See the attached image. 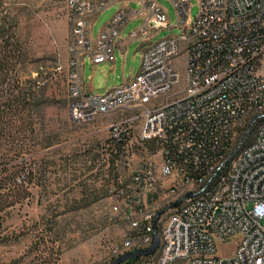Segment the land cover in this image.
<instances>
[{
  "label": "built area",
  "instance_id": "built-area-1",
  "mask_svg": "<svg viewBox=\"0 0 264 264\" xmlns=\"http://www.w3.org/2000/svg\"><path fill=\"white\" fill-rule=\"evenodd\" d=\"M167 1L175 25L157 0H64L71 120L133 111L111 126L113 136L137 123L141 140L161 144L159 175L171 181L144 200L141 194L154 187L156 172L147 164L134 173L129 208L140 218L130 221L113 255L152 245L156 233L158 248L147 258L158 254L157 264H264V0H196V16L190 0ZM113 5L117 10L92 36L94 21ZM133 20L141 21L128 32L142 42L137 72L92 91L83 80L85 63L112 61ZM176 27L180 33L153 40L160 30ZM210 127L226 128L230 143L202 173L199 150ZM189 154L191 172L180 161ZM187 193L155 220L164 209L157 202L167 207ZM223 244L233 246L231 255L218 253Z\"/></svg>",
  "mask_w": 264,
  "mask_h": 264
},
{
  "label": "rangeland",
  "instance_id": "rangeland-1",
  "mask_svg": "<svg viewBox=\"0 0 264 264\" xmlns=\"http://www.w3.org/2000/svg\"><path fill=\"white\" fill-rule=\"evenodd\" d=\"M0 1V17L14 19L12 34L19 40L10 69L0 73V100L17 85L25 95L14 91L15 96L26 98L16 110L18 122L11 133V146L3 140L0 144V170H7L1 176L12 172L0 192L6 193V186L16 192L15 197L4 196L7 201L0 202V264H108L115 258L114 246L129 231L130 221L140 218L134 212L127 215L134 173L147 164L156 172L154 187L141 194L144 200L155 198L160 186L171 182L159 175L160 147L141 140L137 123L132 124L120 148L110 145L111 126L134 114L130 110L71 120L69 25L62 18V13L66 16L64 0ZM157 1L175 25L171 3ZM189 7L190 14L196 16V0H190ZM116 10L113 5L100 14L95 33ZM140 23L129 22L125 33ZM178 33L177 27L163 29L153 40ZM176 63L182 69V58ZM83 80L94 92L114 85L88 62ZM168 215L169 211L163 218ZM232 252L231 244L218 246L221 256ZM158 257L133 264H157Z\"/></svg>",
  "mask_w": 264,
  "mask_h": 264
},
{
  "label": "trees",
  "instance_id": "trees-1",
  "mask_svg": "<svg viewBox=\"0 0 264 264\" xmlns=\"http://www.w3.org/2000/svg\"><path fill=\"white\" fill-rule=\"evenodd\" d=\"M1 4V1H0ZM14 19L10 18L9 16L0 17V73L2 74L3 71H8L10 66L12 65V60H14L13 52L18 48L19 40L14 37L12 34V30L14 27ZM5 77V74H4ZM15 88L12 91L5 95L3 98L4 100H0V144L1 141L4 142L6 145L11 146V133L13 132L14 128L16 127L17 119V112L16 110L19 109V105L21 107V102L23 99H20L19 95L15 96L14 91L19 92L21 95H25L23 89L20 86H14ZM209 130V131H208ZM206 130L207 136L205 137L204 144L202 146V150H199V165L198 168L203 173L207 167L212 164L216 158H218L221 154L224 153L226 148L228 147L230 141V132L226 128H208ZM129 133L121 132L118 136H113L111 140H109L110 145L120 148L126 141ZM153 141V144L159 145L161 144L159 141L156 140H149ZM52 145V144H51ZM47 145V147L51 146ZM12 147L9 148L11 150ZM0 155H2V151H0ZM183 163V166L191 171H194V164L191 154L188 155V160L184 163L183 159L180 160ZM3 171H7L5 169L0 170V190L4 188V185H7L9 182V175L12 172H7V176H1ZM6 193L2 194L0 192V202H6L7 199L3 200V197H15L16 192L12 193L13 189L6 186ZM19 193V192H18ZM143 257H135L125 261L122 264H133L139 263Z\"/></svg>",
  "mask_w": 264,
  "mask_h": 264
},
{
  "label": "crops",
  "instance_id": "crops-1",
  "mask_svg": "<svg viewBox=\"0 0 264 264\" xmlns=\"http://www.w3.org/2000/svg\"><path fill=\"white\" fill-rule=\"evenodd\" d=\"M62 18L64 22L67 23L65 14L62 13ZM98 19V18H97ZM97 19L94 21L92 26V36H96L99 31L102 29L104 24L98 27L97 33L94 32V25L97 22ZM142 42L139 39L131 38L128 36V33H125L123 30L121 34L120 41L118 45L114 48L113 51V60L105 61L94 65L91 67L94 70L100 71L101 78H107L113 82V86L121 83L122 81L130 79L138 70L140 62V52H141ZM131 59L130 63H127ZM93 78V75L90 76V79ZM87 85L94 91L91 87V84ZM132 214V209H127V215ZM181 261H177L173 264H180Z\"/></svg>",
  "mask_w": 264,
  "mask_h": 264
},
{
  "label": "water",
  "instance_id": "water-1",
  "mask_svg": "<svg viewBox=\"0 0 264 264\" xmlns=\"http://www.w3.org/2000/svg\"><path fill=\"white\" fill-rule=\"evenodd\" d=\"M191 193H187L186 195H184L183 197L179 198L178 200H176L175 202L171 203L169 206H167L166 208L160 210L155 217V220L157 219V217L165 212L166 210L175 207L177 205H179L182 201L183 198L190 196ZM159 245V238L157 236L156 233H154V242L152 243V245L146 247V248H139V249H135V250H131V251H127L124 252L122 254H120L119 256L115 257L111 262H109L108 264H122L125 261L135 258V257H143V256H149L152 255L156 252L157 248Z\"/></svg>",
  "mask_w": 264,
  "mask_h": 264
}]
</instances>
